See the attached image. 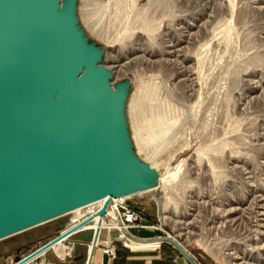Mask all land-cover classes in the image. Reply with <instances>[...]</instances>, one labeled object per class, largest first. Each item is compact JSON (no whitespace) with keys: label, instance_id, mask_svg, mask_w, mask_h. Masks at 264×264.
I'll use <instances>...</instances> for the list:
<instances>
[{"label":"rangeland","instance_id":"374dc122","mask_svg":"<svg viewBox=\"0 0 264 264\" xmlns=\"http://www.w3.org/2000/svg\"><path fill=\"white\" fill-rule=\"evenodd\" d=\"M98 1L99 0H77L76 6L78 7H75V14L78 26L82 30L89 43H93L97 48L100 49L101 47L105 46L104 43H102L101 40L93 34V32L91 33V31L87 29V26H85L81 19V14L85 10L84 8H86L87 10L89 9L90 11V7L93 4L95 7H106V0H100L99 2ZM172 1L175 2V0ZM176 1V4L174 3L175 5L172 4L173 9H177L179 11L176 12L175 10L173 12L172 10L168 9L170 11L165 13V19L160 20V16H153L154 21H158L157 24L159 23V25L164 24L163 26L165 28H161V32H170V30L172 31L173 29L174 32L175 30L177 32H181L185 30L186 25L185 23L178 25L177 20H175L174 17L179 15L188 16V23L191 21V17H198L197 19L200 18L198 20V23L194 25V28H191L189 31L187 30L192 34L189 45L184 44L176 49L180 50V48L182 49L184 46L183 52L185 48L187 49L185 51H188V53L190 54L197 51V54L201 59V72L203 70V72L205 73L200 75L202 77L200 78L202 80L201 83L203 82L205 76H208L210 78H212L211 76H213L214 84L211 85L212 83L211 81H209L210 79H204L205 81L203 83L206 86V90H204L203 88L201 93L197 94L195 92L189 91V82H185V86L183 83H180L184 80H176V76L179 73H185V71H187L188 69L195 70L194 65L181 62L182 53H179L174 57L172 55L167 57L160 55L158 58L156 57L154 60L150 61L144 58H142V61L141 54L129 56L128 61H131V63L127 67V73L125 75L120 76V74H118L116 78L111 70H109V72H111L112 74V83L114 86L120 83L127 84V104L130 95H133L136 91L135 82L131 81L133 80L132 74H139L147 84L153 78V80H157L158 77L159 81L163 82L161 84L162 86H164L162 87L164 91L163 95L167 97L165 103L168 104H165V109L169 110L167 117L163 118V120H158V122H155L153 116L150 115H145V117H143V115L138 116L137 122H135L134 117H132V121L130 123L131 125L129 126V137L131 139V142V137L134 138L136 136L138 139L141 138L143 146L145 145V149L143 148L141 150L140 146L139 148L136 143H133V151L135 152V154L138 153L136 155L139 159H141V161H144L146 159L147 155L149 154L148 152L150 151L152 153H155L156 155L161 154L162 157L170 158L168 159L173 162L172 164H174V167L166 168L165 166H158V173L163 179H168L169 177L174 176L175 182L178 183V185H185L182 189H184L183 191L190 192L189 201L191 202L192 206H186L190 209V215L181 217L179 213L184 207L180 203H176V206H178L177 214L174 217H170L169 215L164 214V216L166 217L163 219V216H161L160 213V205L157 202V199H155L156 196H154L158 194L157 192L152 194L130 196L126 199H123V201L126 202L128 208L137 217V221L130 225V234L132 236H136L137 233L142 230L140 228L141 226H149L151 229L152 227H159L161 229L163 237L173 239L181 246L183 245L182 247L185 248V250L190 254V256L197 264H222L220 261L216 260V258H214L212 254H210V250L217 253H222L223 251L225 252L227 246L229 245L231 250H228L226 252L232 253V258H235V260L232 261V264H264V188L260 187L261 180H264V171L254 164L255 162H264V79H260V75L258 74V72L251 73L250 71L246 73L244 71L246 68H244L245 66L243 64V67H240V72L235 75L236 77H234L230 73V71L228 72V68H230L231 70V65H234L237 62L245 63V59L253 51H251V46L246 47V45H244L243 42L240 41L239 34H244V32H253V36H255V38L258 40V45L256 44L255 47H259V51H263L262 49L264 47L261 46H264V0ZM233 1L235 4H233L234 8L232 10L230 6ZM167 2L169 3V1ZM88 3H90L91 5ZM140 5H144V2H141L139 6ZM129 15L126 16L128 17ZM132 18L129 16L127 20L132 21ZM123 21L125 22L126 19H123ZM161 21L165 22L163 23ZM81 23H83L84 25ZM191 23L192 21L190 22V24ZM99 24H101L100 21ZM172 24L176 26L172 27ZM199 24L202 27H198ZM167 27L170 28V30L167 29ZM128 30L129 29L126 30L127 32H123L124 30L121 31L119 33V37H125V40L128 41L130 35L132 34V32ZM228 32L231 33L227 34ZM240 36L241 38H243L242 35ZM135 43L140 44V42ZM160 43L161 42H157V44L160 45V47L158 45L159 49L161 47H166V45ZM193 49L197 50L194 51ZM178 55H180V58ZM133 59H138V61L136 60L134 62ZM122 61L123 62L121 63L127 62V60ZM104 62H106V60L103 55L101 58V63L104 64ZM106 64L108 67H112V65L108 64V62H106ZM258 66L260 65L254 64L252 67H250L258 70V68H261ZM251 68L249 69L251 70ZM159 71H162L161 74ZM203 75H205L204 78ZM251 82H255V84L258 85V88L256 87V89L251 90L249 87H247L251 84ZM241 88L243 89L241 93L244 96L242 95L241 97H239L241 94H239L238 92H240L239 90ZM185 89H187L188 91ZM211 91L215 93L214 97ZM165 92L167 93V95L164 94ZM186 92H188L187 94L189 95H187ZM177 93L182 94L179 95ZM172 94L174 96H172ZM208 94H211L212 96H208ZM200 95L202 98L200 97ZM181 97L185 99L183 100L181 99ZM214 99L217 100L215 101ZM199 100L202 101V103ZM234 101L238 104L236 105ZM234 103V109L236 110L235 112L234 110L232 112ZM126 109H128V106L126 107ZM232 113L233 115H235V117L233 116L235 120L239 118L242 120L244 119L248 122L253 120V118L256 119L257 123L254 122L253 124L252 121V124L249 123L248 125V129L251 130L254 128V132L256 133V135L254 136L252 134L251 136L249 135L250 140L247 139V142L249 141V144L252 146L250 147L249 145V148L247 145L246 147H243V154L251 155L252 158L254 157L253 161H255L256 159L257 160L254 163L250 162L248 164H243L241 162H237L230 164V166L228 165L227 170L231 171V176H227L224 179V188H213V181L209 177L205 176L207 165H209L208 159L210 155L211 157L215 155L218 150L222 151L221 154L223 153V158L224 156H229L230 147L228 145L230 141L233 142L232 135L234 134V132H232V128L229 127L228 129H225L220 136L219 134H217V138H214V136L212 135L214 131L209 127L217 128L215 123H218L219 115L220 118L224 115H226L227 118L228 115H231ZM204 120L207 121L204 122ZM204 128H208V132L203 133L202 136L207 134L208 137H211V135L212 137L209 138L211 142L209 144H205L206 148H202L203 153L201 152V149H199V152H201V157L204 158V160H202L203 168H201V170L199 171H195V166L194 164H192V162L194 163L193 160H195L194 156L196 153L193 152L189 160H184L185 155H183L184 157L181 159L188 162V168L186 170L185 167L182 166V163L176 164L175 161V157L177 154L178 156H180L181 153H185V150L182 151L183 147L185 146L184 143L177 146V134L183 132V137L180 139V141L188 142L186 144L192 143L191 145H193L194 142L198 140L197 131H200L201 129L204 130ZM141 129L143 130L142 132ZM240 129L242 130L243 127ZM241 130H239L241 133L245 132L244 129L242 131ZM245 134L249 133L245 132ZM187 146L189 147V145ZM187 146H185L186 149L188 148ZM145 150H147L148 152ZM166 153L168 154V156ZM178 156L176 158H178ZM151 161L153 164H155V161ZM151 161H149V163H151ZM142 163H145V161ZM147 165L149 166L148 163ZM234 166H237L238 168ZM180 168L183 169L181 170ZM182 189L175 188L174 190H176V192L181 191L182 193ZM158 197L159 196H157V198ZM74 217L75 214L63 215L52 221L37 225L25 231L0 239V264H12L14 261V263H16L17 260H20L22 259V257L29 255L36 248L48 244L50 240L57 236V233H60L65 229L67 224L72 219H74ZM108 225H105V228L110 229L111 225ZM110 230L102 231L105 232L104 236L100 237L99 241L97 239L96 242L92 240V235L94 233L93 231L82 233L89 235L88 241L85 242L80 240L77 242V245H81L84 247L87 246L89 242L88 252L90 251L91 247H94L96 254L93 264H104L103 256L105 254H103V252L105 250H108V246L110 247L109 249L114 250V258L112 259L114 260L119 250L126 253L149 250L159 251L161 246L167 244L161 243L156 246H149L145 244L134 245L126 242L124 236H122L116 230ZM205 234L207 235V237L205 236ZM252 234H256V236L251 237ZM72 238L71 243H75V241H77V237L74 236ZM207 238H209L208 241L206 240ZM254 238L257 240L255 242H252ZM71 239L60 246L56 247V245H54L53 249L57 250V253H59L60 249H66V245L70 243ZM250 244L251 248L255 250L257 257H261V260H257V257L253 255L251 256L249 252H246L248 250L244 247L245 245L249 246ZM49 249H52V247ZM60 256L63 257L61 258V260H64V256H66V254L64 253ZM45 259L47 260V262L55 264H68L70 261H73L69 259L59 261L52 255V253H48Z\"/></svg>","mask_w":264,"mask_h":264},{"label":"water","instance_id":"95a60500","mask_svg":"<svg viewBox=\"0 0 264 264\" xmlns=\"http://www.w3.org/2000/svg\"><path fill=\"white\" fill-rule=\"evenodd\" d=\"M74 5L0 0V239L139 188L118 116L128 86L112 88L103 55L74 23ZM139 165L146 179L155 174Z\"/></svg>","mask_w":264,"mask_h":264},{"label":"bare ground","instance_id":"6f19581e","mask_svg":"<svg viewBox=\"0 0 264 264\" xmlns=\"http://www.w3.org/2000/svg\"><path fill=\"white\" fill-rule=\"evenodd\" d=\"M76 1L77 0H75V5H74V23L77 25L79 32L81 34H83L82 30L78 26L76 14H75V7H78V6H76ZM106 1L107 2L105 5L106 6L105 8H103L102 6H96L95 7L93 3H92L93 5L91 7L89 6L90 11H89V9L87 10L86 8H84L87 11L84 10L82 12L83 15L81 14V19H82L83 23L85 24V26H87V29H89L91 31V33L93 32V34L96 35L97 38L100 39L102 43H104V45H105L104 47H101L99 49L95 46L96 48H93V51L96 54L104 55L106 62H108V64H111L112 67H108L106 62H104L103 65L108 70H111L113 75H115V77L118 74H120V76H121V75H125L127 73V67L131 63V61L130 62L128 61L129 56L141 54L142 55V57H141L142 61H143L142 58L150 61V60H154L156 57L158 58L160 55L166 56V57L172 55L174 57L177 54L182 53L183 55L181 54V60H182L181 62H183L185 64L194 65L195 70H193V69H191V70L188 69L187 71H185L186 69L183 70V71H185V73H181V74L179 73L176 76V80L182 79L184 81H182V82L178 81V82L183 83V84L185 82H189L190 83L189 91L195 92L197 94L201 93L203 88H204V90H206V86L203 83L205 80L210 79L209 81H211V83H212L211 85L214 84L213 76H211L213 78L212 79V78L205 76V75H203V78L205 76V78H204L205 80L203 79V82L201 83L202 80L200 78H202V77L200 75H202L204 72H203V70L201 72V68H202L201 67V59L199 58L197 51H195L197 49H195V50L193 49L195 51V53H192V54L188 53V51H185V50H187L186 48L183 52L184 46L182 49L180 48V50L176 49V48H178L184 44L189 45V41L192 38V34L188 31L191 28H194V25L198 23V20L200 18L197 19L198 17L197 18L191 17L190 20L192 21L193 24L192 23L190 24L191 21L189 20L190 22L188 23V16H181V15L176 16L174 18H175V20H177L178 25L185 23V25H186L185 30L183 29L184 31H181V32H177L175 30V32H174L173 31L174 29L171 31L170 28L167 27V29H169L170 32H168V31L167 32H161L162 31L161 28L163 29L164 24H160V25H159V23L157 24L158 21L155 22L153 16H155V17L160 16L159 19L163 20L166 18V17H164L165 13L169 12L170 10H172L173 12L175 10H176V12L179 11L177 9H173L172 4L177 2L176 0H175V2L172 0H106ZM167 1H169V3ZM230 1H232V0H230ZM141 2H144V5L139 6V4H141ZM182 2H183V0H182ZM88 4H90V3H88ZM233 4H235L234 1H233V3H231V6H230V8L232 10L234 8ZM136 6H138V7H136ZM175 8H178V7H175ZM168 9H170V10H168ZM180 12H181V10H180ZM126 15H129L131 18L133 16V18L131 19L132 21H128L127 19L129 16L127 17ZM123 19H126V21L124 22ZM99 21L101 22V24H99ZM161 22H163V21H161ZM83 23H81V24H83ZM173 24H176V23H173ZM173 24H172V27H175L176 25L174 26ZM161 25H162V27H161ZM165 26H166V24H165ZM169 26H171V25H169ZM198 27H202V26L199 24ZM127 29H129L128 31L132 32L128 41L125 40V37H123V38L119 37V33L123 30H124L123 32H127L126 31ZM229 33H231V32H228L227 34H229ZM240 35H242L243 38H241ZM83 36H84V39L87 40V38L85 37L84 34H83ZM239 39H240V41L243 42L244 45H246V47L251 46L252 47L251 51L252 50L253 51L250 55L247 56V58L245 59L246 60L245 63L244 62H242V63L237 62L234 65L230 64L231 70H230V68H228V72L230 71V73L234 77H236L235 75L238 72H240V67L241 66L243 67V65H244L245 66L244 68H246L244 71L246 73L250 72V71H251V73L258 72V74L260 75V79L263 80L264 79V48L262 49L263 51H259L260 50V49H258L259 47L258 48L255 47L256 44L258 43V40L255 38V36H253V32H244V34L241 33V34H239ZM135 42H140V44H136ZM157 42L163 43L164 45H166V47H164V48L161 47L159 49L158 48L159 44H157ZM159 47H160V45H159ZM261 47H264V46H261ZM256 48H257L258 52L256 51ZM178 56L180 58V55H178ZM122 60H127V62L121 63V62H123ZM136 60L138 61V59H136ZM136 60L133 59L134 62ZM141 60H139V61H141ZM254 64L260 65L258 67H261V68H258V70L256 69L257 70L256 71L255 68H251ZM249 68H251V70ZM241 70H242V68H241ZM161 72H160V74H161ZM152 76H153V74H152ZM116 78H115V80H116ZM132 78H133V80H131V81L135 82L136 91L133 95L131 94L130 97L128 98L129 99L128 104H127V100H126L127 91L123 92V95H122L121 100H120V106L118 109V116H119V121H120L121 133L123 135L125 134L124 135L125 136L124 137L125 146H126V148L129 149L126 151L127 163L130 165L129 171H130V173H133L134 175H135L134 172L139 174V177L136 181V185L139 188H137L133 191L124 193L123 195H119L118 197L105 196V197L100 198L96 201H93V202L88 203L86 205L74 208L70 211H67V212L61 214L60 216L55 217L54 219H57L63 215L75 214L74 219H72L67 224L65 229L62 230L60 233H58L57 236H55V238L50 240V242L48 244H45L42 247L38 248L37 250H35L34 252H32L31 254L26 256L25 258L17 260L15 264H26L27 262L32 261L35 258L39 257L43 253L44 250L49 249V248L53 247L54 245H56V246L62 245L71 234H73L74 232H76L80 229L92 227L95 232H98V230L103 226V224L111 225L117 232H119L122 236H124L125 241L130 243V244H134V245H140V244L141 245H144V244L145 245H155V244H159V243H167V244L172 245L171 243L164 241V239H168V238H165L162 236L161 229L159 227L158 228L152 227V229H151L149 226H144L142 230H147L150 232H159L161 234V236H155L153 238H148V239L147 238L146 239H141V238L139 239V238H137V235L132 236L130 234L129 227L125 224V221H123V216L129 217V214H126L125 212L121 211V209H120L123 207V203H124L123 199H126L130 196L152 194L155 192H157L158 194H156V195L153 194V195L156 196L155 199H157V202L160 205V213H161V216H163V219L166 217V216H164V214L169 215L170 217L171 216L174 217L177 214L178 206H176L177 205L176 203H180L184 207L181 209L182 211H180V213H179L181 217H184L185 215H190V209L187 208L186 206L187 205L189 207L192 206L191 202L189 201L190 200V195H189L190 192L189 191L188 192L183 191L184 189H182L185 185H183V186H182V184L178 185V183L175 182L174 176L169 177V178L167 177L168 179H163L160 177V175L158 173V170H157L158 166H163V167L165 166L166 168L167 167L168 168L174 167V164H172L173 162H171L169 160L170 159L169 157H162L161 154L156 155L155 153H152L151 151L148 152L147 150H145L149 153L147 155L146 159L144 160L145 164L148 163L149 166L151 167L150 168L148 166V168L154 170L155 174L152 177L146 179L140 170L139 164H141L144 161H141V159H139L136 155L138 153L135 154V152L133 151V143H136L138 147L140 146L141 148L140 147L139 148L141 150L143 148L145 149V145L143 146L141 138L138 139L136 136L134 138L131 137L132 138V142H131V139L129 137V134H130L129 133V126L131 125L130 123L132 121L131 118L134 117V121L137 122L138 116L143 115V117H145V115H150V116H153L155 122H158V120H160V119L163 120V118L167 117L169 110L165 109V104L168 105L167 103H165L166 102L165 100H167L166 99L167 97H165L163 95L164 91H163L162 87H164V86L161 85L163 82L159 81V77L157 79L158 81L153 80L154 79L153 78L152 80L149 81L148 84L144 82V80L142 79V77L139 74H137V75L135 73L132 74ZM171 78H173V77H171ZM161 80H162V78H161ZM110 83H111L112 88H114L112 80ZM257 86L258 85H256L255 82L254 83L251 82V84L247 87H249L251 90H254V89H256ZM187 89H185V90H187ZM242 90L243 89L241 88L239 90L240 92H238L239 94H241L239 97H241L243 95L241 93ZM182 91H184V90H182ZM174 92H175V90H174ZM211 92H209V93H211ZM187 93L188 92H186V94ZM204 93H205V91H204ZM212 93H213V97H214L215 93L214 92H212ZM164 94L167 95L166 92ZM177 94L181 95L182 93H177ZM183 95H185V94H183ZM187 95H189V94H187ZM209 95H211V94H208V96ZM172 96H174V95L172 94ZM175 96H176V93H175ZM178 96H177V98H178ZM162 97H163V99H162ZM200 97H201V95H200ZM213 97H212V99H213ZM181 99H183V98L181 97ZM207 100H208V97H207ZM209 101H211V100H209ZM200 102L202 103V101H200ZM235 103H234V107L232 108V112H233V110H234V112L236 110V109H234ZM239 103H241V102H239ZM237 104L238 103H236V105ZM127 106H128V109H126ZM170 115H171V113H170ZM233 116L235 117V115H233V113L231 115L229 114L227 118H226V115H224L221 118L219 115L218 123H215L217 128L209 127L210 129H213V131H214L212 134L214 136V138H217L216 137L217 134H219V136H220L224 132V130L228 129L229 127H231L232 132H234V134L232 135L233 136L232 139H233L234 144L232 141H230L229 145H228L230 147L229 156H224V158H223V153L221 154L222 151L218 150L215 153V155H213L212 157L210 155V157L208 159L209 165H207V170H206L205 176L209 177L213 181V188H224V185H225L224 179L227 176L228 177L231 176V173H230L231 171L227 170L228 165L230 166V164L237 163V162H241L243 164H248L250 162L254 163L257 160L256 159L255 161H253L254 157L252 158L251 155H244L243 154L244 153L243 147H246V145H247L249 148V145H250L249 141L247 142V139H249V135L250 136H251V134L253 136L256 135V133L254 132V128L251 130L248 129L249 123H251L253 121V124H254V122H256V119L253 118V120L247 122L246 120H244V119L242 120L239 118H237L235 120L233 118ZM247 118H250V117H247ZM199 119H201V118H199ZM215 120H214V122H215ZM206 121L204 120V122H206ZM142 127H143V125H142ZM242 127L245 130V132L249 133V134H245V132H242V133H244V134H242L239 131V130H241L240 128H242ZM142 131L143 130L141 129V132ZM205 132H208V128H204V130L201 129L200 131H197V134H198L197 139L198 140H196L193 145H191L192 143L186 144L188 142L180 141V139L183 137V132L182 133L180 132L177 134V139L175 138L177 140L176 141L177 146L184 143L185 146L189 145V147L187 146L188 148L186 149V147L184 146L182 151L185 150L184 151L185 153H181L180 156H178V154L176 155V157L178 156V158L175 157L176 164L182 163L183 164L182 166L185 167V169L187 170V168H188L187 163L188 162H186V161L190 159V156L194 152L196 154L194 156L195 160H193L194 163L192 162V164H194V166H195V171H199V170H201V168H203V161L202 160H204V158L201 157V152L203 153L202 148H206L205 144H209L211 142L209 138L212 137V135H211V137H208L207 134L202 136V134ZM251 146L252 145H250V147ZM225 147H226V144H225ZM165 149H166V147H165ZM199 149H201V152H199ZM257 153H258V151H257ZM183 155H185V157ZM167 156H168V154H167ZM183 157H184V160H186V161L181 160ZM151 160L155 161V164H153ZM149 161H151V163H149ZM254 164L256 166L260 167L264 171V162H255ZM234 167H237V166H234ZM253 170H254V168H253ZM129 171H128V173H129ZM250 172H251V170H250ZM240 173H241V171H240ZM263 182H264V180H261V184H260L261 188H264ZM175 188L182 189V193H181V191L176 192V190H174ZM157 196H159V197L157 198ZM184 201H185V203H184ZM171 202H173V203H171ZM54 219H51L49 221H52ZM49 221H46V222H49ZM46 222H44V223H46ZM41 224H43V223H41ZM205 236L207 237L206 234H205ZM255 236H256V234H252L251 237H255ZM187 239H189V238H187ZM169 240H172L173 242L178 244L181 248H183V250H185V248L182 247L183 245L181 246L179 243H177L173 239H169ZM206 240L208 241L209 238H207ZM256 240L257 239L254 238L252 240V242H255ZM229 246H227V249L225 250V252L223 251L222 253H217L215 251L210 250V254H212V256L214 258H216V260L220 261L222 264H232V261L235 260V258H232V253L226 252L228 250H231V248ZM108 248H110V247L108 246ZM244 248L248 250L246 252H249L251 256L253 255V256L257 257L255 250L253 248H251V244L249 246L245 245ZM111 251H112L111 255H109V253L106 254L105 251L103 252V254H105V256H107L108 258H114V250L111 249ZM185 252L187 254H189L186 250H185ZM257 260H261V257H257Z\"/></svg>","mask_w":264,"mask_h":264},{"label":"crops","instance_id":"0c3cea01","mask_svg":"<svg viewBox=\"0 0 264 264\" xmlns=\"http://www.w3.org/2000/svg\"><path fill=\"white\" fill-rule=\"evenodd\" d=\"M105 225L106 224H103V226L98 230V232H95L92 227L80 229V230L74 232L73 234H71L67 238V240L65 242H67L72 237L76 236L77 241L73 240V241H75V243H71L72 239H73L72 238L70 240V243L66 245V249L62 248V249H60V252L57 253V250L53 249V247H52V249L44 250V252L39 257L35 258L31 262L30 261L27 262L26 264H55V263L47 262V260L45 259L48 253H52V255L59 261H64L66 259L73 260V261H70L68 264H93L94 259H95V254H96L94 247H91L90 251L88 252L89 242H88L87 246H85V247L81 246V245L80 246L77 245V242L80 240L85 241V242L88 241L89 235L88 234H82V233H88L90 231H93L94 233L92 235V238H93L92 240L94 242H96L97 239L99 241V238L104 236L105 232H102V231L110 230V229L115 231V229L112 226L109 225L110 229H107V228H105ZM112 230H110V231H112ZM159 244H161V243H159ZM156 245H158V244L149 245V246H156ZM92 246H93V243H92ZM38 248H40V247H38ZM38 248H36L35 250H37ZM62 250L66 254V256H64V260H61V258H63V257L60 256V255L64 254L62 252ZM175 250L176 249L173 246H171L169 244H164L163 246H161L159 251L149 250V251H142V252L126 253V252H121V250H119L117 252V256L114 260H112L113 258H108L105 255L103 256V259H104V257L106 258L107 264H189ZM34 251H32V252H34ZM87 252H88V254H87ZM26 256H28V255H26ZM26 256L22 257V259L25 258ZM69 257H71V258H69ZM86 259H87V261H86ZM14 262L12 264H15ZM56 264H62V263H56Z\"/></svg>","mask_w":264,"mask_h":264},{"label":"built area","instance_id":"2783aa9c","mask_svg":"<svg viewBox=\"0 0 264 264\" xmlns=\"http://www.w3.org/2000/svg\"><path fill=\"white\" fill-rule=\"evenodd\" d=\"M121 211L125 212L126 214H129V217L127 216H123V221H125V224L129 227V229L131 228V224H133L135 221H137V217L135 214H133V212L128 208V206L126 205V202H124L123 207L120 208ZM131 217V218H130ZM144 226H141L140 228L143 229ZM106 254L109 253V255L112 254L111 249L108 248V250H105Z\"/></svg>","mask_w":264,"mask_h":264}]
</instances>
